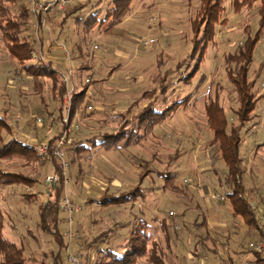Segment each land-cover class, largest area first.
<instances>
[{
    "label": "rangeland",
    "instance_id": "1",
    "mask_svg": "<svg viewBox=\"0 0 264 264\" xmlns=\"http://www.w3.org/2000/svg\"><path fill=\"white\" fill-rule=\"evenodd\" d=\"M242 1L224 0L225 12L214 26L202 58L199 53L194 55L195 42L203 39L206 33L205 24H195L202 8L201 0H136L132 10L134 18L101 30L98 26L87 36L83 34L82 27L73 25L77 24L76 16L63 25L60 22L63 15L59 18L52 15L51 21L48 19L39 32L35 27L38 19L31 16V26L27 27L24 36L34 42L37 55H43L47 61L52 59L58 76L71 71V84H75L78 92L87 91L72 120L75 126L80 127L79 133H74L78 139L117 130L121 121L118 114L125 112L121 109L138 101L134 112L142 110L148 101L139 98L144 92L158 87L160 79H168L169 83L168 103L160 110L184 98L191 99L188 105L157 125L155 137L144 141L141 147L131 145L119 152H95L83 156L75 164H70L66 156L69 168L63 197L68 195L80 210L74 213L70 225L69 214L62 209V231L70 246L62 255L63 264H72L69 257L75 255L80 257V264L97 263V254L86 244L114 224L123 241L139 215L152 221V231L164 248L168 264H220L227 256L237 257L238 264L251 261L248 245L259 240L260 235L257 231L252 235L246 234L247 225L243 218L233 215L232 204L227 198L228 168L218 146L209 144L214 133L209 127L207 111V105L217 101L223 109L227 130L240 124L236 114L239 96L228 77L229 70L237 73L238 62L230 61L229 57L239 55L249 39H258L247 79L253 84L252 92L261 99L253 120L241 130V155L249 202L256 205L262 197L259 208L264 209V24H261L264 15L260 14L264 0H247L243 5ZM12 10L18 13V5ZM97 10L88 3L76 15L85 18L89 12ZM48 28L56 39L65 31L62 43L71 53L69 60L62 50L51 54L44 46L42 50V45L50 38L47 36ZM146 40L154 42L145 46L143 42ZM45 45L51 47L48 43ZM195 67L197 71L190 78V83L179 81L192 73ZM45 80L43 96H39L33 89V80L25 73L19 60L12 56L0 32V115L8 118L14 130L18 125L16 121L21 118L20 123L28 124L23 128L37 137L36 144V140L45 141L43 128L49 118L45 115L47 123L43 125H39L37 119L43 118L45 105L53 109L52 79L46 77ZM87 80L91 84L86 87ZM89 105L94 108L91 113L87 112ZM60 131L61 127L50 130V137L58 136ZM16 133L12 136L24 140V136ZM177 150L181 156L170 163V155ZM145 159L153 160L155 174L150 178L149 186H156L146 191V203L138 201L120 209L91 203L92 199L101 197L108 186L110 192L115 188H133L141 171V160ZM0 168L5 172H22L38 181L30 188L17 185L16 189L6 188L0 194V202L4 201L1 204H4L2 210L6 220L4 236L18 247L24 246L26 252L40 262L43 253L55 248L52 238L37 227L38 208L49 193L44 192L50 187L45 179L54 169L51 163L26 165L23 160L1 161ZM164 171L176 175L175 184L182 193L161 189L164 181L159 173ZM23 193L35 194L38 198L30 204L22 198ZM217 196H223L225 202L218 201ZM164 221L169 224L172 252L166 247ZM122 223L130 226L117 228ZM206 229L212 238L207 239L204 246L198 243V239L206 237ZM70 231L79 235L70 240L67 236ZM79 237H82L81 243L77 242ZM120 239H116V244ZM47 263L53 264L50 260ZM139 264L147 263L140 261Z\"/></svg>",
    "mask_w": 264,
    "mask_h": 264
},
{
    "label": "trees",
    "instance_id": "2",
    "mask_svg": "<svg viewBox=\"0 0 264 264\" xmlns=\"http://www.w3.org/2000/svg\"><path fill=\"white\" fill-rule=\"evenodd\" d=\"M27 0H0V32L2 34L3 42L8 47L13 57L17 58L22 64L23 70L31 80H33V89L43 96L44 83L46 77H50L51 81V100L53 109L50 105H45V110L42 112L43 118L48 117V123L53 125L59 123L61 130L64 129L60 122L51 121L50 117L54 114L59 119L63 116V98L66 95L68 86L63 81L61 75L58 76V72L52 66L51 61L46 59H39L35 57L36 50L34 42H30L26 39L24 34L30 27V18L32 16ZM136 0H97V4L93 8L98 7V10L85 18L77 17L87 6L86 3H79L73 6L71 9H67L65 12V19L76 16V23L82 27L83 34L85 36L90 35L98 26L99 28H106L113 24L122 23L132 12L133 5ZM247 0L242 1V5L246 4ZM18 5L19 12L15 13L12 7ZM102 6L104 10H102ZM201 10L199 17L195 24H205L206 33L203 39L195 42L194 55L199 53V57L202 58L207 49L208 43L211 41L212 30L214 26L222 19V14L225 12L224 0H201ZM100 9V10H99ZM61 14V13H60ZM262 16L264 15V2L261 10ZM56 15V14H54ZM40 23V22H39ZM261 24H264V19H261ZM42 29L40 26L36 30L39 32ZM249 30V27H247ZM260 33V32H259ZM40 37V36H39ZM258 38V37H257ZM42 39V38H41ZM258 39H249L247 44L241 48L240 54L229 57L230 61L238 62V71L234 74L233 70H229L228 77L235 86V90L239 96V105L236 110L237 117L239 118V125L233 126L228 131L227 123L222 114V107L216 101L215 103L207 105L209 127L213 131L214 136L209 142L211 146H218L221 156L226 163L228 173L226 177V184L229 188L227 192V198L232 204L234 217H242L247 225V233L251 235L254 231L260 235V240L264 239V228L260 224L259 216L260 204L263 202L262 197L257 200V210H253L250 207V200L247 197V189L244 184L245 171L243 169L244 159L241 155V146L243 143V137L241 135L242 128L250 121L253 120V113L257 107L261 97H257L252 92L253 84H250L247 79L248 67L252 61L253 49ZM44 42V41H43ZM45 42L42 45L44 50ZM235 59V60H233ZM241 63L243 64L241 66ZM197 71L195 67L193 72L187 75L184 79H179L184 83H190L191 77H193ZM168 79H160L159 86L152 90H148L142 94L140 100L148 101V104L140 111L135 113V106L137 102L132 104L129 109L121 114H118L121 118L120 125L117 130L109 133L102 134L97 137L82 139L74 135L79 133V130H71V136L74 138V144L67 149V158H69L70 164H75L78 159H81L85 155H93L95 152H115L123 149H127L132 146H143L144 141L150 137H155V127L160 125L164 120L171 117L174 112L181 107L188 105L190 97L172 103L170 106L161 109L168 103V91H169ZM87 87V86H86ZM85 87V88H86ZM86 89L82 92H78L74 88L72 95V111L70 119L71 121L75 117L79 106L83 103ZM29 99V98H28ZM43 100V97L41 98ZM94 110V108H93ZM87 112L91 113L92 111ZM135 113V114H134ZM45 115L47 117H45ZM5 115H0V162L1 161H15L23 160L26 165H45L51 163L52 168L59 174V181L57 184L51 185L48 191H44L48 196L41 202L38 208L39 221L37 227L46 235H49L55 248L49 253H43V259L37 262L29 253L26 252L24 246H17L4 236L5 227V214H3V205L0 202V257L1 264H48L52 261L53 264H63V254L69 250L66 234L62 231V225L64 213L61 208V200L66 188V176L61 170L59 161L53 157V153L50 151L48 154L43 155L38 153L35 149V140H30L24 137H13L12 134L17 132L16 135H22L19 131H22L27 127L26 123H20L22 121L19 118L16 122V130ZM44 122V123H45ZM47 123V122H46ZM43 125V124H41ZM45 125V124H44ZM24 127V128H23ZM80 129V127H79ZM61 132V131H60ZM58 136L49 138L44 142L36 140L38 143H49L53 145ZM9 138V139H8ZM181 156L177 150L173 155H170V163H173ZM70 158L72 160L70 161ZM155 158V157H154ZM153 160H141V171L138 175L136 185L128 190H121L115 188L110 192L109 186L104 191L103 195L98 199H92L91 203H96L100 207L107 208L108 206H117L116 209L125 207L127 205H133L138 201L146 203L147 192L151 187L149 186L150 178L155 174L153 168ZM159 177L164 181V185H161V189L164 191H173L174 193H182L180 188L175 184L176 175L171 171H164L159 173ZM37 180L28 176L22 172H5L0 168V194L9 187L16 189V185L20 187H33L37 184ZM22 198L30 204H34L38 198L35 194H21ZM255 203V202H254ZM116 209H113L116 211ZM138 220L134 221L130 226L128 223L118 224V227H129V236L121 241V236L116 231V225L114 224L106 232L96 235L92 242H88L86 247L94 251L97 254V263L93 264H139L140 261H145L147 264H168L166 261V254L164 248L156 240L153 233L154 225L151 220L141 215L137 216ZM205 224V223H204ZM169 224L164 221L163 227L165 231V243L166 247L172 252L171 235L168 229ZM79 235V234H78ZM211 233L206 229V237H199L198 243L206 245V240L211 239ZM81 238V239H80ZM106 238V241H105ZM116 239H120L119 244H116ZM255 241V242H257ZM77 242H82V237L77 238ZM105 242V243H104ZM119 245V246H118ZM105 246V247H103ZM121 246V247H120ZM77 247V246H76ZM120 247V250L118 249ZM122 249V250H121ZM247 253L251 255V264H264V257L261 254L255 253L252 250H247ZM220 264H238L235 263L231 257L222 258Z\"/></svg>",
    "mask_w": 264,
    "mask_h": 264
},
{
    "label": "built area",
    "instance_id": "3",
    "mask_svg": "<svg viewBox=\"0 0 264 264\" xmlns=\"http://www.w3.org/2000/svg\"><path fill=\"white\" fill-rule=\"evenodd\" d=\"M30 12L32 15H34L38 19V23L35 25L37 29L40 28V26H44L46 21L49 19L50 16L54 14H60L65 12L70 5L72 4L73 0H27L26 1ZM40 22V23H39ZM48 34L52 37V30L48 28L47 30ZM154 40H146L143 43L145 46L153 43ZM49 44V42H48ZM62 52L65 53L66 58L69 60L70 58V51L68 50L67 46L63 43L56 44ZM97 48V47H96ZM38 54V53H37ZM35 55V57H38L39 59L43 60L45 57L43 55ZM72 72L70 71L68 74H62V79L66 83L67 86L71 83L72 79ZM74 92V88H67L66 95H64L63 98V116L61 119L58 118L57 115H52L50 117L51 121L54 122H60L62 127H64L63 130H61L60 134L58 135L56 141L53 143V145H49V143H38L35 145V149L38 151V153L46 155L50 151L53 153V157H55L61 166V170L66 176L67 170L69 168V162L66 160L67 156V149L74 144V138L71 136L70 131L72 130H79L78 126L74 125V122L71 121V111H72V95ZM88 111H92L93 107L89 105L87 107ZM66 114V115H65ZM45 122L44 118H38L37 123L39 125L43 124ZM45 183H47L48 186L57 184L56 182L59 181V174L53 171L51 174H49L46 179ZM187 183V181H185ZM218 201H224L225 199L223 196H217L216 198ZM250 207L253 210H257V207L254 202H250ZM61 208L69 214V222L70 225L72 224L74 213L80 210V207L74 206L73 201L69 198L68 195L62 198L61 200ZM260 224L264 228V209L260 212ZM67 236L70 238V240H73L78 236V234H74L72 231L67 233ZM249 249L252 250L255 253L261 254L264 257V239L257 241V242H251L248 245ZM80 257L70 256L69 260L72 264H80ZM244 264H251L250 262H245Z\"/></svg>",
    "mask_w": 264,
    "mask_h": 264
},
{
    "label": "crops",
    "instance_id": "4",
    "mask_svg": "<svg viewBox=\"0 0 264 264\" xmlns=\"http://www.w3.org/2000/svg\"><path fill=\"white\" fill-rule=\"evenodd\" d=\"M86 2H88V3H92V7L93 6H95L96 4H97V2H94V0H73V2H72V4L70 5V7H73V6H75V5H77V4H79V3H86ZM94 2V3H93ZM88 5V4H87ZM86 8V7H85ZM94 9H98V7H96V8H94ZM133 10V9H132ZM90 13V12H89ZM89 13L87 14V15H89ZM134 13V12H133ZM63 15V16H62ZM135 15V14H134ZM134 15L132 14V12H131V14H129V16L126 18L127 20H131L132 18H134ZM54 16V15H53ZM62 16V19H61V21L60 22H63V25H66V23L69 21V19H71V18H74L75 16H77L76 14L74 15V16H71V17H69V18H67V19H65V14H63V13H61V14H56L55 15V17H57V18H59V17H61ZM51 18H52V16H50ZM50 17H49V20H50ZM55 17H53V18H55ZM76 18V17H75ZM125 19V20H126ZM53 20V19H52ZM51 21V20H50ZM55 21V19L52 21V22H54ZM75 27H77L79 24H73ZM79 28H80V26H79ZM100 30L101 29H103V28H99ZM65 32V31H64ZM63 32V33H64ZM63 33H60L59 34V36H57V39H56V37H54V34L52 33V37L48 34V32H47V36H49L50 38H48V41L47 42H45V44L46 43H48L49 42V44L51 45V47H47L46 45H45V48H46V50H47V52L49 51V53L51 54V53H53V52H57V51H59V50H61L57 45H55L56 44V42H58V43H62L63 42V38H64V36L65 35H63ZM51 39V40H50ZM52 41V44L50 43ZM64 44V43H63ZM65 54V53H64ZM52 56V55H51ZM51 61H53L52 59H51ZM67 61V60H66ZM53 64V63H52ZM68 64V63H67ZM71 62H70V66H71ZM53 66V65H52ZM68 66H69V64H68ZM83 84V83H82ZM89 84H91V81H86V83H85V85L86 86H88ZM68 88H75V89H77V87L75 86V84L73 85V84H69V86H68ZM130 107V106H129ZM129 107H125V108H122L121 109V111H127L128 109H129ZM27 126V125H26ZM42 127V126H41ZM55 128H57V129H59L60 128V125H59V123H55V124H53V125H50L49 123H47L45 126H44V128H43V135H44V138H45V140H47V139H49V138H52V137H50V130H53V129H55ZM28 129H29V127H28ZM22 131H24L23 133H21V134H23V136L24 137H26L27 139H30V140H35V139H37V137L36 136H32L31 134H32V132H29V130H22ZM26 134H29V135H26ZM252 235V234H251ZM74 247V246H73ZM229 257H231V259H233L234 260V262L235 263H238L237 262V257L235 258V257H233V256H229ZM228 256H227V258H229Z\"/></svg>",
    "mask_w": 264,
    "mask_h": 264
}]
</instances>
